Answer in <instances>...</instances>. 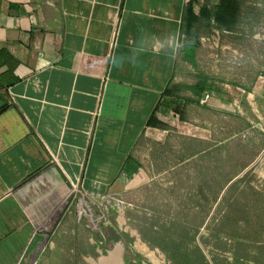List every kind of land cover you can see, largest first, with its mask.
<instances>
[{"label":"crops","instance_id":"obj_1","mask_svg":"<svg viewBox=\"0 0 264 264\" xmlns=\"http://www.w3.org/2000/svg\"><path fill=\"white\" fill-rule=\"evenodd\" d=\"M189 1L198 15L202 0H0V264H154L123 207L93 229L71 190L122 199L173 139L191 149L171 145V169L216 146L192 106L189 128L161 101L202 103L179 87L200 40Z\"/></svg>","mask_w":264,"mask_h":264},{"label":"rangeland","instance_id":"obj_2","mask_svg":"<svg viewBox=\"0 0 264 264\" xmlns=\"http://www.w3.org/2000/svg\"><path fill=\"white\" fill-rule=\"evenodd\" d=\"M216 2L202 0L198 14ZM200 31L196 61L186 59L190 69L179 87L188 93L191 82L209 78L200 98L207 107L190 113L205 122L200 136L210 134L216 146L200 144L205 153L171 169L170 146L182 142L185 159L191 149L186 138L173 139L158 165L165 171L124 193L121 212L154 264H264V0H241L232 30ZM239 85L256 93L247 95ZM186 109L172 116L190 128Z\"/></svg>","mask_w":264,"mask_h":264},{"label":"trees","instance_id":"obj_3","mask_svg":"<svg viewBox=\"0 0 264 264\" xmlns=\"http://www.w3.org/2000/svg\"><path fill=\"white\" fill-rule=\"evenodd\" d=\"M240 5L241 0H220V4H205L201 8L200 13L197 15L194 11L192 3L189 1L186 4L183 12L184 34L188 37L199 38L201 29H204V31L207 30L205 32L206 34L215 26L222 30H232L238 22ZM193 48H196V46H193ZM207 82L208 78L201 76L197 83L192 86H186V88L194 95L201 97L203 92L206 90ZM239 86L247 91L252 90L251 87L246 85ZM169 94V90L167 93L165 90V92H163V96L165 97L161 101H167V108L172 111L181 113L185 111L187 106H192V110L196 112L199 107H207L200 103L199 100L193 101L187 97H182L177 103L172 102L170 100ZM248 164L249 163L242 165V168H245Z\"/></svg>","mask_w":264,"mask_h":264},{"label":"built area","instance_id":"obj_4","mask_svg":"<svg viewBox=\"0 0 264 264\" xmlns=\"http://www.w3.org/2000/svg\"><path fill=\"white\" fill-rule=\"evenodd\" d=\"M71 192L75 197L77 219L85 218L88 226L93 229L100 230L102 226L109 224L110 211L113 208L120 209L125 203L113 194L99 195V202H95L91 194L75 184H72ZM95 206L98 208L97 214L94 212Z\"/></svg>","mask_w":264,"mask_h":264},{"label":"water","instance_id":"obj_5","mask_svg":"<svg viewBox=\"0 0 264 264\" xmlns=\"http://www.w3.org/2000/svg\"><path fill=\"white\" fill-rule=\"evenodd\" d=\"M204 95H207V93H206V92H204V93H203V96H204Z\"/></svg>","mask_w":264,"mask_h":264}]
</instances>
